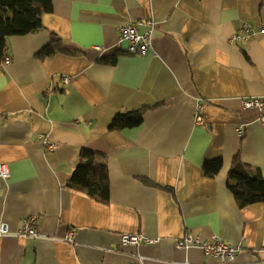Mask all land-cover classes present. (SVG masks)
Returning a JSON list of instances; mask_svg holds the SVG:
<instances>
[{"label": "crops", "instance_id": "obj_1", "mask_svg": "<svg viewBox=\"0 0 264 264\" xmlns=\"http://www.w3.org/2000/svg\"><path fill=\"white\" fill-rule=\"evenodd\" d=\"M52 5L40 29L6 38L0 61V162L11 173L0 179V223L16 231L36 215L44 235L0 236V264H220L177 248L185 232L241 244L230 264H264V202L239 208L228 176L237 155L264 176V124L243 105L264 100V0ZM137 20L140 33L155 25L143 56L118 44ZM246 29L249 40H231ZM138 109L139 125L110 128L116 114ZM83 148L109 160L108 202L70 183ZM216 158L221 169L205 175ZM124 234L155 242L124 244Z\"/></svg>", "mask_w": 264, "mask_h": 264}, {"label": "trees", "instance_id": "obj_2", "mask_svg": "<svg viewBox=\"0 0 264 264\" xmlns=\"http://www.w3.org/2000/svg\"><path fill=\"white\" fill-rule=\"evenodd\" d=\"M52 8V0H0V61L4 59L6 38L25 35L40 29L43 15ZM50 45H53L57 51L69 53L61 42L56 41V44ZM50 45L42 50V55L46 54ZM114 58L110 62L115 63ZM144 111L145 109H138L120 112L112 120L110 128L137 126L143 120ZM222 165V158L207 160L203 165V172L207 176H214ZM228 176L232 181L229 188L239 208L264 202V176L259 169L243 163L237 155ZM70 183L89 198L108 202L110 176L107 156L83 148L80 152V162L72 173Z\"/></svg>", "mask_w": 264, "mask_h": 264}, {"label": "built area", "instance_id": "obj_3", "mask_svg": "<svg viewBox=\"0 0 264 264\" xmlns=\"http://www.w3.org/2000/svg\"><path fill=\"white\" fill-rule=\"evenodd\" d=\"M143 23L141 20L130 21L126 26L122 27L120 30L119 45L125 44L126 51L130 54L135 55H147L152 48V32L154 29V21L147 20L149 30L146 33H140L138 28ZM251 37L250 29H246L244 34L242 31L236 33L232 37V41L239 40H249ZM101 49V48H99ZM7 62L10 61L8 57ZM63 83L69 84V77H63ZM245 108H256L259 110L258 120L264 124V100L260 97H250L245 99L243 103ZM202 105L197 104V112L195 114V120L197 124L205 127L203 117L200 113ZM238 133L242 134V129H238ZM43 144L49 149L54 150L57 144L52 142L48 136L42 137ZM10 168L7 163L0 162V179L8 180L10 177ZM37 216L31 215L24 219V223L21 228L13 231L10 225L5 222L0 223V236L2 235H15L22 238H42L44 237L37 229ZM74 231H69L65 236V240L73 242ZM122 242L124 244H140V243H154V239H148L142 234H124L122 237ZM177 248L189 249L192 247H197L203 250L207 255L214 257L219 260L220 264H230L236 257L238 252L242 249V245H233L225 240H223L218 235H213L210 239H202L198 235L192 234L191 232H185L184 235L176 241Z\"/></svg>", "mask_w": 264, "mask_h": 264}]
</instances>
